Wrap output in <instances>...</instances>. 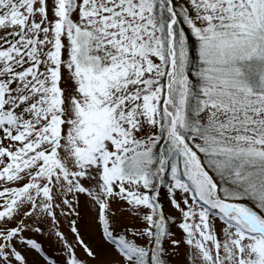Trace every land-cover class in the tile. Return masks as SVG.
<instances>
[{
  "label": "snow or ice",
  "instance_id": "1",
  "mask_svg": "<svg viewBox=\"0 0 264 264\" xmlns=\"http://www.w3.org/2000/svg\"><path fill=\"white\" fill-rule=\"evenodd\" d=\"M90 262L264 264V0H0V264Z\"/></svg>",
  "mask_w": 264,
  "mask_h": 264
},
{
  "label": "rangeland",
  "instance_id": "2",
  "mask_svg": "<svg viewBox=\"0 0 264 264\" xmlns=\"http://www.w3.org/2000/svg\"><path fill=\"white\" fill-rule=\"evenodd\" d=\"M166 190L162 191L161 200L165 203L166 208L168 207L167 197H166ZM83 204V197L81 198ZM82 212V219L80 220L81 225V235L83 236L86 243L93 244L94 246H98L100 244V237L97 232L91 230L89 228L90 217L87 213L86 208L81 209ZM60 227L65 231L68 232V221H62ZM72 239L71 235L69 236ZM80 255L83 256L82 249L79 250ZM90 264H95V262H90Z\"/></svg>",
  "mask_w": 264,
  "mask_h": 264
}]
</instances>
